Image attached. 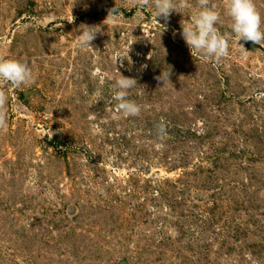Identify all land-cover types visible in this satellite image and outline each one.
Instances as JSON below:
<instances>
[{"label":"rangeland","instance_id":"374dc122","mask_svg":"<svg viewBox=\"0 0 264 264\" xmlns=\"http://www.w3.org/2000/svg\"><path fill=\"white\" fill-rule=\"evenodd\" d=\"M209 4L228 32L224 0ZM151 13L0 0V59L33 74L0 81V264H264V43L233 38L208 59L181 38L187 16L161 31ZM81 24L100 28L90 47ZM118 72L136 81L135 116L111 99Z\"/></svg>","mask_w":264,"mask_h":264},{"label":"clouds","instance_id":"9594fccd","mask_svg":"<svg viewBox=\"0 0 264 264\" xmlns=\"http://www.w3.org/2000/svg\"><path fill=\"white\" fill-rule=\"evenodd\" d=\"M142 6V5H141ZM152 18L164 21V24H157L161 31L165 29L170 13H180L187 16L185 23L181 24L180 35L190 53L197 54L212 60H220L228 52L230 39L238 41H251L255 44L264 43V31H261V16L256 10L253 0H224L223 12L229 18V31L221 33L217 24L221 22V14L215 5H210L209 0H197V4L189 9L187 0H151ZM114 9L108 11L107 16ZM100 31L99 26L81 24L78 33L74 36L77 47H90V42ZM114 56V65L117 58ZM143 67V66H142ZM119 73V72H118ZM161 76L169 80V70L161 72ZM33 79L32 70L27 60L0 59V81L12 86L19 87ZM136 86V81L130 77L120 75L111 85V99L114 100L117 112L125 116H135L139 112L137 104L128 99V90ZM7 102V95L0 92V107ZM3 117L0 115V124H3ZM158 133L164 135L166 132L163 123L158 125Z\"/></svg>","mask_w":264,"mask_h":264}]
</instances>
